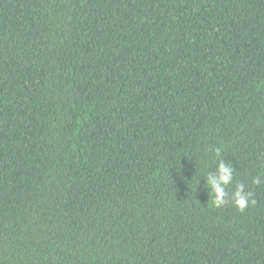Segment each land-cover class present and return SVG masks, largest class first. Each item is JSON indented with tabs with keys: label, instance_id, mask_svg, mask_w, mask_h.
Masks as SVG:
<instances>
[{
	"label": "trees",
	"instance_id": "obj_1",
	"mask_svg": "<svg viewBox=\"0 0 264 264\" xmlns=\"http://www.w3.org/2000/svg\"><path fill=\"white\" fill-rule=\"evenodd\" d=\"M0 264H264V0H0Z\"/></svg>",
	"mask_w": 264,
	"mask_h": 264
}]
</instances>
